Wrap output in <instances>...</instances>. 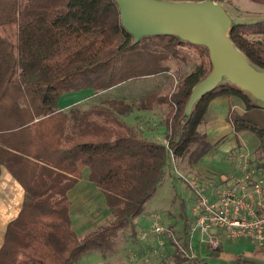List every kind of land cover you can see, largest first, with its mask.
<instances>
[{
    "label": "trees",
    "instance_id": "1",
    "mask_svg": "<svg viewBox=\"0 0 264 264\" xmlns=\"http://www.w3.org/2000/svg\"><path fill=\"white\" fill-rule=\"evenodd\" d=\"M262 37L264 21L237 23L230 32L235 45L264 70ZM174 68L189 72L166 95L154 93L135 105L107 99L87 108H59L65 95L106 92ZM211 71L208 50L178 38H145L134 45L114 0H0V174L5 167L25 190L22 210L7 228L0 264H75L94 252L106 256L156 195L170 155L193 168L213 149L200 127L217 98L244 106L243 113L230 109L228 121L236 136H256L252 164L264 176V106L250 95L223 83L195 106L188 122L183 120L193 88ZM161 107L169 108L166 145L144 139L125 122L137 110ZM85 169L113 220L79 238L68 193ZM169 242L175 249L168 264H204L187 257L186 241L182 249L172 237Z\"/></svg>",
    "mask_w": 264,
    "mask_h": 264
},
{
    "label": "crops",
    "instance_id": "2",
    "mask_svg": "<svg viewBox=\"0 0 264 264\" xmlns=\"http://www.w3.org/2000/svg\"><path fill=\"white\" fill-rule=\"evenodd\" d=\"M81 93L84 92L82 91ZM78 95L80 94L65 95L59 102V108L63 110L62 107L74 105L73 102L79 98L77 97ZM233 104L236 105L237 103H234L233 99L228 98H217L212 101L207 114L210 118L208 124L209 129H207L205 133L213 149L192 169V171L201 178V185L206 188L207 195L213 200L216 198L215 188L222 189L225 183L232 182L230 179H232L234 175H240L238 166H235V163L230 160V155L234 150L240 151L244 149V147H246L245 144H247L249 140H247V135L236 136L232 124L228 121L230 109L235 110L236 107L232 106ZM161 108H156L152 111L137 110L126 117L125 122L132 128H136V130H138V128L142 129L143 132L140 134L144 139L159 143L156 141V138L162 134V128L159 126L162 125V120L164 119L165 121L166 119V115H164L165 110ZM243 112L244 107L242 109V113ZM136 118L139 120L135 123L134 121ZM218 120L220 122L224 121L223 126L225 130L228 131V135L224 136V134H219L215 141L212 142L211 136L213 133L216 134L217 129L214 131V127L211 128L210 124L213 125ZM156 126L158 130L154 129ZM226 142L227 144L223 148ZM221 147L223 150H221ZM83 173H85V171ZM87 177L89 180V172ZM89 182L82 186L80 181L68 193L72 225L79 238L86 236L99 226L106 225L112 221H110L111 214L108 210L104 194L99 190L96 184ZM24 198L25 190L23 186L5 167H3L0 174V250L3 246L9 224L17 219L22 210ZM191 202L193 203V200ZM139 220L140 219L136 221L137 224H139ZM211 234L220 242L219 248L216 251L212 250L208 243H201V236L199 235H197L193 241L188 240V237H183L179 243L175 241V235L173 233L171 237L177 246H180V249H182L181 246L186 241L189 244V249L183 251L187 257L203 261L204 264H264V247L257 245L251 240L230 239L226 236L225 232L220 229L212 230ZM131 235L134 236L133 232ZM129 236L130 235L125 239V247L122 246L119 250L120 255L103 256L101 253L94 252L84 256L75 264H163V262L168 264L167 259L175 249L172 244L170 254L168 253L162 256L151 254V258H148L146 254L142 255L140 249L144 248L143 246H146V244L151 243V239L148 237L147 241V235L142 232L137 234L136 238L140 246L136 250L130 245L131 240ZM180 238L181 237H178L179 240ZM191 254H193L194 257H191ZM116 257L120 258L119 262L116 260Z\"/></svg>",
    "mask_w": 264,
    "mask_h": 264
},
{
    "label": "rangeland",
    "instance_id": "3",
    "mask_svg": "<svg viewBox=\"0 0 264 264\" xmlns=\"http://www.w3.org/2000/svg\"><path fill=\"white\" fill-rule=\"evenodd\" d=\"M26 1L27 0H22L23 3H25ZM222 4L228 9L231 16L238 23H255L264 21V5L262 4L253 3L249 0H224ZM262 38L264 39V37ZM197 59L195 61L196 63H199ZM178 70L179 69L174 68L170 74L156 78H147L125 82L117 87H114L113 89L107 90L106 92L94 93L92 90H86L87 92L83 91L84 93L77 92L80 94L77 96L79 98L72 102L74 105H79L80 107L84 108H87L90 105L99 104L107 99H120L128 102L129 104L135 105L141 99L146 98L154 93L166 95L167 93L171 92L177 82L189 72L188 68H184L180 71ZM233 100L234 103L237 104H233L232 106H236L235 110L239 113H242V109L244 106L240 103L239 100ZM71 106L62 107V109L67 110ZM161 109L165 110L164 115H167V113L169 112L168 107H162ZM138 120L139 119L136 118L134 122L136 123ZM209 121L210 118L207 115L205 118V122L200 127V131L202 133H205L207 129H209ZM164 122L165 121L163 119L161 122L162 125L159 126L162 128V134H160V136L156 138V141L166 145L167 143L164 139L166 131ZM223 123L224 121L220 122L218 120L213 125L210 124L211 128L214 127V131L215 129H217L216 134L213 133L212 136L210 135L212 142L215 141L219 134H224V136L228 135V131L225 130ZM156 128L157 126L154 129L158 130ZM138 132L141 133L143 132V130L138 128ZM246 135L248 136L247 140L249 139L248 143L245 144L246 147H244V149H241L240 151H232L230 160L235 163V166L239 167L240 163H243L248 166L250 165L252 168L256 169L255 165L252 164V161L254 158L253 153L258 145V140L253 134ZM226 144L227 142L224 144L223 148L226 146ZM223 148L221 147V150H223ZM171 158L172 157L170 155V162L168 165V169L166 170L167 172L165 179L160 185L156 195L146 204L142 214L134 219L130 226H128L118 234V236L111 243L109 249L106 250V255L118 256L120 252L119 250L122 248V246L125 247L124 243L125 239L128 238V235H130V245L137 250L140 245L138 239L136 238V235L141 232L147 235V241L148 237L149 239H151V241L149 240L151 243L146 244V246H143L144 248L140 249L142 255L146 254L148 258H151V254H154L156 256L167 255L168 253L170 254V250H172V247L171 244H169V237H171L172 233L175 235L174 238L177 243H179L183 239V237L186 238L189 236V230L194 224L192 212L193 203L191 202L192 200H194V192L186 179L199 180L200 185L202 183V180H200L201 178L196 173H194V171H192L193 168H189L186 163H183L181 161L175 162ZM84 171L85 173H83V178L81 180L82 186L86 185L87 182H89L87 177L89 170L85 169ZM228 184L229 183H225L223 189L228 187ZM183 203L185 204L184 209L186 220L184 214L182 213ZM110 217V221L113 220L112 215ZM138 219H140L139 224L136 223ZM156 222L163 225L166 229L162 235H154L150 233L152 225ZM185 224L187 227L186 233L184 231ZM132 232L134 236L131 235ZM178 237H181L180 240L178 239ZM116 260H118L119 262L120 258L116 257Z\"/></svg>",
    "mask_w": 264,
    "mask_h": 264
},
{
    "label": "water",
    "instance_id": "4",
    "mask_svg": "<svg viewBox=\"0 0 264 264\" xmlns=\"http://www.w3.org/2000/svg\"><path fill=\"white\" fill-rule=\"evenodd\" d=\"M121 25L134 40L175 37L208 50L212 71L192 90L183 120L191 119L195 106L223 83H230L264 106V70L256 67L230 39L238 23L215 0H114Z\"/></svg>",
    "mask_w": 264,
    "mask_h": 264
},
{
    "label": "built area",
    "instance_id": "5",
    "mask_svg": "<svg viewBox=\"0 0 264 264\" xmlns=\"http://www.w3.org/2000/svg\"><path fill=\"white\" fill-rule=\"evenodd\" d=\"M240 175L232 177L226 188H215V200L207 195L199 180H188L194 192L193 220L188 240L201 236V243H208L214 251L220 242L211 234L212 230H223L230 239L251 240L264 247V176L255 168L240 163ZM229 182V181H228ZM165 227L156 222L151 233L162 235ZM191 257H194L191 254Z\"/></svg>",
    "mask_w": 264,
    "mask_h": 264
}]
</instances>
